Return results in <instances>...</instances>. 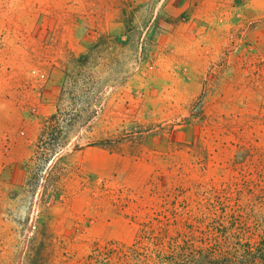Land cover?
Returning <instances> with one entry per match:
<instances>
[{"label": "rangeland", "instance_id": "1", "mask_svg": "<svg viewBox=\"0 0 264 264\" xmlns=\"http://www.w3.org/2000/svg\"><path fill=\"white\" fill-rule=\"evenodd\" d=\"M261 213L264 0H0V264Z\"/></svg>", "mask_w": 264, "mask_h": 264}, {"label": "trees", "instance_id": "2", "mask_svg": "<svg viewBox=\"0 0 264 264\" xmlns=\"http://www.w3.org/2000/svg\"><path fill=\"white\" fill-rule=\"evenodd\" d=\"M63 116L57 111L44 122L31 162L39 154L43 164L53 165L59 159L70 134L60 126ZM226 220L229 226L188 227L190 231L177 236L169 235L167 229L158 236L144 230L142 239L132 245L96 244L84 264H264V214L252 220L242 216Z\"/></svg>", "mask_w": 264, "mask_h": 264}]
</instances>
